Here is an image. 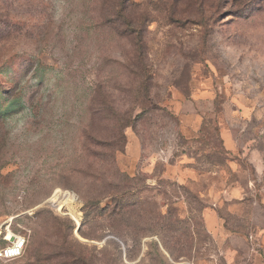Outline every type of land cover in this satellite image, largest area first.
Here are the masks:
<instances>
[{"label":"rangeland","instance_id":"rangeland-1","mask_svg":"<svg viewBox=\"0 0 264 264\" xmlns=\"http://www.w3.org/2000/svg\"><path fill=\"white\" fill-rule=\"evenodd\" d=\"M118 1L0 0V264H264V0Z\"/></svg>","mask_w":264,"mask_h":264},{"label":"trees","instance_id":"trees-1","mask_svg":"<svg viewBox=\"0 0 264 264\" xmlns=\"http://www.w3.org/2000/svg\"><path fill=\"white\" fill-rule=\"evenodd\" d=\"M134 5L127 0H119L117 4L118 13L115 14L116 23L122 28L121 35L129 39L132 43L131 66L128 69L130 76L139 81L140 88L144 94L148 93L146 89V79H148V68L146 67L147 58L145 55V44L142 33L137 32V25L141 23L136 19L132 11Z\"/></svg>","mask_w":264,"mask_h":264},{"label":"built area","instance_id":"built-area-1","mask_svg":"<svg viewBox=\"0 0 264 264\" xmlns=\"http://www.w3.org/2000/svg\"><path fill=\"white\" fill-rule=\"evenodd\" d=\"M26 244L23 236H14L12 241L0 248V260H14L22 256Z\"/></svg>","mask_w":264,"mask_h":264},{"label":"bare ground","instance_id":"bare-ground-1","mask_svg":"<svg viewBox=\"0 0 264 264\" xmlns=\"http://www.w3.org/2000/svg\"><path fill=\"white\" fill-rule=\"evenodd\" d=\"M57 196V193L55 194V196L54 197H56ZM55 199V198H54ZM72 203V202H71ZM13 237H14V235H7L6 236V240H8V241H12L13 240Z\"/></svg>","mask_w":264,"mask_h":264}]
</instances>
